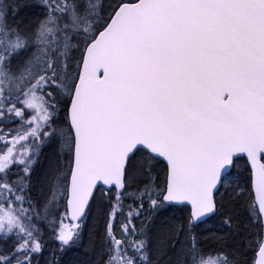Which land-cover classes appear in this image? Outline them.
I'll list each match as a JSON object with an SVG mask.
<instances>
[{"label":"snow or ice","instance_id":"obj_1","mask_svg":"<svg viewBox=\"0 0 264 264\" xmlns=\"http://www.w3.org/2000/svg\"><path fill=\"white\" fill-rule=\"evenodd\" d=\"M98 197L104 264H158L171 209L169 264H239L241 224L264 264V0H0V264H64Z\"/></svg>","mask_w":264,"mask_h":264},{"label":"trees","instance_id":"obj_2","mask_svg":"<svg viewBox=\"0 0 264 264\" xmlns=\"http://www.w3.org/2000/svg\"><path fill=\"white\" fill-rule=\"evenodd\" d=\"M19 3L24 5H33L35 0H18ZM40 9L34 7H24L21 9L18 19H23L25 22L32 19L33 15L39 12ZM15 127V125H13ZM51 153L45 149L44 154L40 157V162L36 166V172L34 173V179L39 177L46 166V157ZM247 173L241 172V183L244 184L245 193L249 191L247 183ZM98 201L92 205L87 219L84 221L83 229L81 232V238L76 248L64 255V264H104L105 260V224L107 220L108 204L101 198H97ZM128 203V201H126ZM145 216L148 215L147 205H145ZM187 216L186 212H182L176 209L165 210L156 215L150 225V249L152 250L153 257L158 264H169V261H175L176 254L180 247L172 237L168 235H162V229L171 222H181ZM246 218V213L242 214L240 220L243 221ZM147 222V221H145ZM138 225L140 221L136 222ZM210 223V224H209ZM206 225H202L196 229L200 234V239L205 245L213 244L214 242L209 239L211 234L218 233L222 230V224L220 220L210 221ZM254 229L243 227L241 224L238 232L231 233L227 243L230 250L236 253V258L239 264H252L255 259V253L253 251L252 242L255 239ZM183 239V237H181ZM45 240L47 241V247L43 256L40 258V264H46L50 260V251L54 250L56 245L49 237L47 231H45ZM176 243V247L172 245ZM3 243H0V247H6ZM158 248V249H157Z\"/></svg>","mask_w":264,"mask_h":264},{"label":"rangeland","instance_id":"obj_3","mask_svg":"<svg viewBox=\"0 0 264 264\" xmlns=\"http://www.w3.org/2000/svg\"><path fill=\"white\" fill-rule=\"evenodd\" d=\"M97 201H98V199H97ZM210 224V223H209ZM158 249V248H157Z\"/></svg>","mask_w":264,"mask_h":264}]
</instances>
